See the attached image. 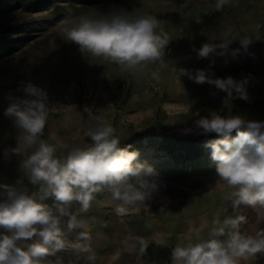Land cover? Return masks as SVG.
<instances>
[{
    "label": "rangeland",
    "instance_id": "rangeland-1",
    "mask_svg": "<svg viewBox=\"0 0 264 264\" xmlns=\"http://www.w3.org/2000/svg\"><path fill=\"white\" fill-rule=\"evenodd\" d=\"M29 1L0 0V39L5 46L0 48V142L13 135L18 137V129L4 116V110L12 99L26 98L23 87L31 82L47 93L50 111L41 138L54 137L51 140L59 142L57 153L66 155L68 148L92 146L86 133L96 127L95 118H99L113 127L120 142L134 134L132 144L122 148L138 151L134 163L154 170L149 179H154L159 189L149 200L123 204L105 187L95 194L89 215L95 212L96 204L103 202L105 217L112 207L123 206L126 212L120 213L122 218L132 219L143 228L146 224L152 232L166 227L174 230L177 225L184 231H206L209 221L219 222L237 211L230 197L235 189L217 176V162L211 159V149L206 146L207 141L220 137L202 134L194 121L211 112L264 121V0H230L216 11L222 19L219 23L231 28L232 37L247 34L256 38V51L250 52L248 47L235 59L230 55L197 59L196 52H173L165 55L163 67L148 64L135 72L121 71L119 65L102 57L81 53L78 45L64 37L63 21L85 13L95 16L119 11H127L132 17L152 15L160 23L164 13L178 11L185 18L206 19L213 0H38L33 11L27 8ZM181 67L207 70L213 78L247 77L256 89L247 87V101L237 98L224 105L225 92L214 85L180 77L176 68ZM153 71H158V81L152 78ZM85 106L89 112L84 111ZM184 134L189 138L176 139ZM90 219L87 229L79 230L78 235L63 236L65 246L58 252L61 255L63 250H70L66 255L70 254L73 264L80 262L77 244L86 241L99 245ZM81 232L87 233L88 239L82 238ZM135 235L120 246L129 250L131 264H137V237L149 241L143 231ZM103 253H113L107 237Z\"/></svg>",
    "mask_w": 264,
    "mask_h": 264
},
{
    "label": "clouds",
    "instance_id": "clouds-1",
    "mask_svg": "<svg viewBox=\"0 0 264 264\" xmlns=\"http://www.w3.org/2000/svg\"><path fill=\"white\" fill-rule=\"evenodd\" d=\"M229 3L230 0H215L216 11ZM63 23L66 25L64 37L78 45L81 53L102 57L119 65L121 71L135 72L148 64L164 66L165 48L170 40L155 16L132 17L127 11L95 16L85 13ZM221 37L218 43H204L199 49L194 47L197 59L227 55L235 59L242 50L247 52L252 43L247 36L236 37L241 47L230 50L229 46L236 39L231 36V30ZM176 71L180 77L187 76L197 84L208 83L225 92L224 105L237 98L249 99L247 77L242 80L232 76L213 78L207 70L182 67ZM151 76L154 80L160 79L158 71H153ZM23 92L26 98L12 99L4 116L12 120L19 132L17 146L11 152L19 155L21 144L33 149L27 159L20 161L19 170L25 173L30 184L41 186L43 195L37 198L36 194L14 185L0 184V264H53L46 258L65 246L61 225L66 223L69 231L85 226L84 221L70 211L73 201L86 212L95 194L107 187L123 204L143 203L158 191L159 185L149 179L154 172L151 167L134 163L139 152L120 147L113 127L99 118H95L96 127L86 133L92 146L74 148L65 159H60L56 155L59 142L52 144L41 138L50 111L47 93L31 82L23 87ZM84 111L89 112V107L85 106ZM194 123L202 134L215 133L220 137L207 141L206 146L211 149V159L217 162V176L235 189L230 194L233 208L240 205L264 207V121L211 112ZM233 132L235 137L231 135ZM47 199H52L51 205L44 202ZM116 211L125 213L126 209L118 206ZM243 222V216L227 218L223 226L211 229L212 238L178 244L172 249V264H239L241 259L264 252V232L255 236L244 234L240 231ZM225 229L230 230L227 240L215 238L223 236ZM80 236L88 239L87 233L81 232ZM139 244L144 251L147 247L144 240L140 239ZM76 247L83 246L77 244ZM83 250L88 249L83 247ZM89 259L94 260V256ZM55 264L63 262L58 258Z\"/></svg>",
    "mask_w": 264,
    "mask_h": 264
},
{
    "label": "crops",
    "instance_id": "crops-1",
    "mask_svg": "<svg viewBox=\"0 0 264 264\" xmlns=\"http://www.w3.org/2000/svg\"><path fill=\"white\" fill-rule=\"evenodd\" d=\"M215 0H213V6L209 4L207 18H185L182 11L172 13H164L160 23L161 28L169 36V44L166 48L170 47L169 51H166L165 55H170L173 52H194L193 48L199 49L204 43H218L221 39V34L231 28L226 27L225 24L219 23L220 14L216 13ZM199 18V23L197 19ZM207 28V29H206ZM205 29L207 32H205ZM247 32V31H246ZM232 34V32H231ZM250 37L252 43L250 44V52L257 46V40L254 37ZM219 37V38H217ZM241 37V36H237ZM236 38V37H234ZM230 50L234 48H240L239 39H234V42L229 46ZM256 51V49H255ZM258 61V58L256 57ZM257 64V63H256ZM259 67L255 68L256 73L260 72ZM213 75V73H210ZM247 87H251V90H255L254 82L248 83ZM44 140L48 143L56 144L49 137ZM17 146V137L13 135L12 139L0 142V184H10L15 187L27 191L29 194H36L37 198L43 195L40 185H32L29 183L27 176L24 172L19 170V163L23 159H27L28 155L33 149H27L24 145H20V154L11 152L12 148ZM74 148H77L76 146ZM73 148V149H74ZM68 152L71 148H68ZM7 152V154H6ZM67 152V154H68ZM67 154L56 153L60 159H65ZM45 203L51 205L52 199H47ZM96 210L94 213L89 215L88 211L84 212L81 210V206L78 202L73 201L70 205V211L77 215L78 219L84 221L83 228H76L72 231L67 229L66 223L62 224L61 227L64 232V236H72L77 234L81 229H87L88 220H91V228L96 231V237H99V245L88 244L86 241L81 243V246L86 247L88 250L84 251L83 247L80 248V262L79 264H131L129 257V250L126 248H120L123 242H129L131 237L136 233L143 231L146 238H149L148 243H145L147 247L144 251H141V245L137 237L135 247L138 251L136 257L137 264H172L171 253L178 244L186 245L189 242H198L200 240H207L210 237L209 233L213 227L223 226V222L227 218H235L237 216L245 217V222L240 225V231L247 235L255 236L258 232H264V207L256 206L251 207L247 205H240L237 211H233L229 216L222 217L219 222L209 221L208 228L206 231H201L199 228H193L192 230H186L180 226H176L174 230L161 228L158 231H151L147 229L145 224L144 228L142 224L133 223L132 219H124L116 211L117 207L111 208V212L106 217L104 216V205L103 202L96 204ZM133 223V224H132ZM106 230V236L105 232ZM229 229H225L223 236L215 237L221 241L228 239ZM99 235V236H98ZM136 236V235H135ZM109 238L111 242L112 255L103 253V242L104 238ZM141 237V236H140ZM139 237V238H140ZM96 238V239H97ZM70 250H63L60 255L56 252L55 255L49 256L46 259L52 261L53 264L59 258L63 264H73L70 254L66 255ZM59 253V254H58ZM120 255V256H119ZM58 256V257H57ZM94 256V260H90L89 257ZM239 264H264V252L258 253L247 260L241 259Z\"/></svg>",
    "mask_w": 264,
    "mask_h": 264
},
{
    "label": "trees",
    "instance_id": "trees-1",
    "mask_svg": "<svg viewBox=\"0 0 264 264\" xmlns=\"http://www.w3.org/2000/svg\"><path fill=\"white\" fill-rule=\"evenodd\" d=\"M37 5H38V0H30L28 3H27V8L29 9V10H36V7H37ZM5 46H4V42L0 39V48H4ZM9 49V48H8ZM9 50H11V49H9ZM138 133H140V132H137V134ZM132 135H134V134H132ZM132 135L131 136H129L128 138H125L124 140H122L121 142H120V147H126V146H128V145H131L132 144ZM232 136L234 135H236V133L235 132H233L232 134H231ZM187 138H189V135H187V134H184V135H181V136H178V137H176V139H178L179 141H184L185 139H187ZM166 139H170V137L168 138H166Z\"/></svg>",
    "mask_w": 264,
    "mask_h": 264
},
{
    "label": "built area",
    "instance_id": "built-area-1",
    "mask_svg": "<svg viewBox=\"0 0 264 264\" xmlns=\"http://www.w3.org/2000/svg\"><path fill=\"white\" fill-rule=\"evenodd\" d=\"M169 50V49H168Z\"/></svg>",
    "mask_w": 264,
    "mask_h": 264
}]
</instances>
